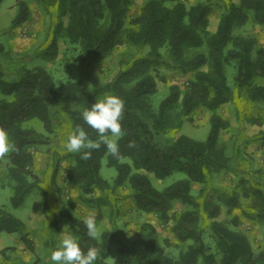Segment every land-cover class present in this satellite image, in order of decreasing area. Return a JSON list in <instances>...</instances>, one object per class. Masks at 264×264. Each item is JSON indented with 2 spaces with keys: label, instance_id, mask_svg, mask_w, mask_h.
Here are the masks:
<instances>
[{
  "label": "trees",
  "instance_id": "trees-1",
  "mask_svg": "<svg viewBox=\"0 0 264 264\" xmlns=\"http://www.w3.org/2000/svg\"><path fill=\"white\" fill-rule=\"evenodd\" d=\"M4 0H0V6ZM41 8L57 9L56 25L50 30L48 45L41 54L56 58L60 38L80 50V79L57 84L44 67L28 68L17 65L7 70L1 56L5 53L0 43V127L19 147V154L9 157L7 169L14 183L11 204L18 207L25 197L39 188V177L34 171V147L50 143L49 134L57 128L60 111L69 118L72 131L83 126L90 138L97 134L84 124L81 112L106 94L125 101L122 128L126 135L118 143L121 158L108 155V166L116 170L112 183L101 175L102 158L106 147L92 152L90 160L73 154L74 163L67 169L66 181L79 187L87 203L108 202L110 194L125 185L126 197L134 207L146 214H157L164 224L172 225V232L182 244L177 257L168 255L156 241L155 227L141 226L134 244V264H264V249H255L248 235L239 229L237 217L231 224L221 219L222 207L239 206L238 194L223 193L215 199L207 192L193 193L194 184L207 185L215 172L230 165L231 157L219 145L220 134L229 128V121L221 109L231 103L236 94L247 89V98L264 102V47L254 35L235 33L236 27L252 20L264 26V0H227L215 31L210 30L213 0H204L190 7L182 0H148L135 16L129 17L133 0H32ZM29 0H17V12L12 20L16 28L31 18ZM67 17V24L62 18ZM64 31V34H62ZM128 44L148 48L138 58L122 61L119 71L103 86H92L91 75L96 62L110 55L117 47ZM169 63L181 74L190 75L187 85L169 87L167 95L154 105L158 92L157 74ZM233 64L234 83H229L227 67ZM56 85H59L57 87ZM199 109L210 113V130L205 140L187 135L169 138L167 132L181 127L185 117ZM42 125L46 133L29 126ZM258 138L264 145V122ZM110 135V134H109ZM137 147L129 148V141ZM264 164V155H263ZM160 180L175 174L184 175L158 188L150 177ZM97 193H99L97 195ZM259 206L256 216L264 220V192L255 190ZM64 219L76 233L85 251L95 246L100 258L95 264H109L108 258L115 239L113 231H104L100 240L87 236L81 219L63 210ZM25 223L7 210L0 208V233H21ZM207 229L215 242L213 251L206 240ZM21 241L30 251L35 247L27 234ZM12 249V248H11Z\"/></svg>",
  "mask_w": 264,
  "mask_h": 264
},
{
  "label": "rangeland",
  "instance_id": "rangeland-1",
  "mask_svg": "<svg viewBox=\"0 0 264 264\" xmlns=\"http://www.w3.org/2000/svg\"><path fill=\"white\" fill-rule=\"evenodd\" d=\"M134 4L129 17L139 13L148 0H133ZM187 7L204 0H182ZM227 0H213V12L210 16V30H216L220 15ZM239 3L240 0H233ZM31 18L19 27H12V20L17 12V0H4L0 6V43L5 53L1 60L7 70L17 65L33 68L42 66L54 77L57 84L80 79V50L70 44L64 37L60 38L59 54L56 58H47L41 54L48 45L50 30L56 25L57 9L54 5L49 10L43 9L36 2L29 0ZM67 24V17L62 18ZM235 33L254 35L258 45L264 47V26L250 20L246 25L236 27ZM64 34V31H62ZM148 52V48H138L124 44L117 47L110 55L102 56L95 64L91 75L92 86H103L119 71L121 62L138 58ZM235 69L233 64L227 67L229 83L234 86ZM190 75L176 71L169 63L163 64L157 74L158 92L154 97V105L167 95L172 84L184 88ZM257 84L264 85V78H258ZM3 94L0 92V100ZM222 115L229 121V128L220 134L219 145L231 157L230 165L215 172L208 186L194 184L193 193L200 192L215 199L224 197L223 193L236 192L239 206L230 209L223 206L221 219L228 224L237 217L239 229L250 238L255 249H264V220H259L256 211L259 201L255 190L264 192V145L258 138L262 126L254 123L264 122V102H252L247 98V89L236 94L235 99L221 109ZM57 128L50 136V143L34 147V171L39 177V188L29 193L22 205L14 207L11 196L14 183L11 180L7 163L0 162V208L20 218L26 225L23 234H27L33 242L35 250L30 251L21 241V233H0V264H54L50 254L57 248L64 233H76L64 219L63 210L70 211L81 219L89 213H95L96 223L100 231H113L115 239L108 258L109 264H134L133 251L138 248L134 244L141 232V226L150 223L156 230V241L165 252L177 257L182 244L172 232V225L164 224L157 214H146L138 211L132 201L126 197L127 185L119 188L117 194H110L108 202L87 203L81 197V191L75 184L66 181L67 169L74 163L73 154L67 153L63 143L72 132L68 116L60 111ZM210 113L199 109L185 117L180 128L167 132L166 136L177 138L187 135L197 140H205L210 130ZM29 126L46 133L42 125L31 122ZM153 184L158 188L183 178L182 174L160 180L145 170ZM116 170L108 166V154L102 158L101 175L110 183L116 177ZM99 193H97L98 195ZM206 240L215 250V242L207 229ZM12 248V249H11Z\"/></svg>",
  "mask_w": 264,
  "mask_h": 264
},
{
  "label": "clouds",
  "instance_id": "clouds-1",
  "mask_svg": "<svg viewBox=\"0 0 264 264\" xmlns=\"http://www.w3.org/2000/svg\"><path fill=\"white\" fill-rule=\"evenodd\" d=\"M59 87V85H56ZM125 101L116 95L106 94L103 99L96 100L90 107L81 112L82 120L93 132L97 139L90 138L83 126H77L63 143L67 153L80 154V159L90 160L92 152L106 147L108 155L115 159L121 158L118 141L127 133L122 128L125 114ZM110 134V135H109ZM129 148L137 147L136 142L129 141ZM19 147L10 139L8 131L0 127V162L8 163L11 154H19ZM87 229V236L92 240H100L102 232L97 226L95 213H89L83 220ZM100 258V250L88 247L85 251L78 242V238L71 233H64L57 248L50 254L54 264H95Z\"/></svg>",
  "mask_w": 264,
  "mask_h": 264
}]
</instances>
